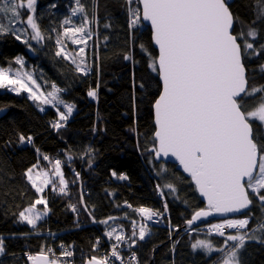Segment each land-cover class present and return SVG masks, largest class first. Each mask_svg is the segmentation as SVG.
Masks as SVG:
<instances>
[{
  "label": "trees",
  "instance_id": "trees-1",
  "mask_svg": "<svg viewBox=\"0 0 264 264\" xmlns=\"http://www.w3.org/2000/svg\"><path fill=\"white\" fill-rule=\"evenodd\" d=\"M81 3L90 19L94 12L99 17V24L93 30H98L97 38L92 36L85 49L91 69L88 75L76 71L70 60L55 55L59 47L55 43L57 32L51 29L62 31L65 18H71L73 23L82 22L80 14L72 15L75 0H37L36 15L41 18L42 31L51 38L41 43L30 41L33 52L11 33L0 35L1 66L17 68L15 58H25L27 68L45 89H50L53 83L67 89L61 96L76 107L65 126L57 130L51 126L57 119L52 106L40 111L39 104L29 99V95L0 90V111L6 109L0 116V231L24 230L25 224L19 220L18 213L41 196L24 173L38 162L39 155H47L52 161L61 159L70 191V195L60 194L58 179L53 180L56 190L50 184L44 193L48 216L35 229L16 236L12 244L6 246L5 254L0 256V264H25L23 255L26 252L40 251L42 247L46 250L60 242H66L77 255H102L111 241L104 235L108 226L99 221L109 216L117 218L116 223L126 235L131 233L133 220L138 226L146 224L150 230L145 240L138 241L132 249L137 252L140 264H213L219 253L208 256L202 250L194 251L191 244L197 239H211L216 246H222L224 237L206 235L207 226L218 221L213 219L192 227L201 231L184 229L176 233L175 229L181 227L194 210L205 205L192 180L175 165L152 160L150 149L156 131L154 103L162 90L158 76L135 100L124 106L116 104V97L144 74L150 67L151 58L158 55L151 29L142 20L138 27L129 29L125 0H81ZM262 7L264 0H232L230 4L234 15L245 23L254 19ZM105 24L110 26L105 28ZM258 43H264V25ZM125 55L130 59H125ZM261 63H264V57L246 62L250 84H264V72L259 68ZM90 90L96 91L97 100L88 96ZM60 109L66 111L64 107ZM92 118L93 125L83 129L82 126ZM19 133L31 135L33 144L19 143ZM37 148L40 154L36 152ZM68 156L72 157L71 161ZM39 163L50 165L42 159ZM75 172L80 173L79 177ZM113 172L118 174L119 180L112 178ZM120 176L127 179H120ZM73 180L77 182L74 184ZM164 183H172L177 189L175 193L165 189L169 216L163 225L148 223L134 209L161 210L163 200L156 186ZM81 186L83 190H80ZM81 192L84 193L83 205L87 206L91 216L81 204ZM125 202L133 208H126ZM73 204L78 208L75 212L70 207ZM246 213L253 217L249 228L264 219V211L255 202ZM93 217L98 223L92 222ZM170 233L172 238L168 237ZM97 238L99 248L93 252ZM176 241L179 243L172 251ZM82 259L77 256V260ZM241 260L242 264H264V243L247 241L241 250Z\"/></svg>",
  "mask_w": 264,
  "mask_h": 264
},
{
  "label": "snow or ice",
  "instance_id": "snow-or-ice-1",
  "mask_svg": "<svg viewBox=\"0 0 264 264\" xmlns=\"http://www.w3.org/2000/svg\"><path fill=\"white\" fill-rule=\"evenodd\" d=\"M75 3L72 15L80 14L82 22L77 26L71 18H65L62 31L51 29L57 32L55 43L59 47L55 55L70 60L76 71L88 75L91 69L85 49L98 20L95 12L89 19L81 0H75ZM36 4L37 0H0V35L11 33L16 40L26 37L23 43L29 48L32 47L30 41L41 43L50 39L51 36L46 37L42 31ZM125 4L129 29L138 27L142 19L150 21L153 40L158 46V55L150 61L152 71L158 72L162 80V91L154 103L157 128L150 149L152 160L176 158L207 200V208L194 210L191 218L186 219L187 229L201 231L192 225L214 213H242L244 217L226 218L208 227L207 236L224 237L222 246L214 245L211 239H197L191 248L202 250L208 256L219 253L213 264H242L241 250L247 241L264 243V219L249 228L253 217L244 212L250 211L254 202L264 211V84H250L246 66L249 60L264 57V43H258L264 25V7L257 11L254 19L245 23L234 15L231 0H125ZM109 26L104 25L105 28ZM65 38L82 46L74 52L69 51ZM124 58L130 59V56ZM15 63L20 68L0 67V89L18 94L25 92L29 99L40 105L52 106L57 119L51 126L57 130L64 127L74 110V105L61 96L67 89L53 83L51 91L46 92L31 73L22 71L23 57L17 56ZM259 68L264 72V63ZM96 95L95 90L88 92L90 97ZM61 105L66 111L60 110ZM40 111L44 108L40 107ZM18 137L21 144H33L31 135L19 133ZM36 152L40 154V149ZM40 159L52 165L51 174L40 165ZM67 159L71 161L72 157ZM74 174L80 175L79 172ZM112 174L116 175L115 172ZM24 175L37 193L42 194L50 184L55 191L52 179L55 177L60 185L59 193L70 195L69 182L64 178L59 159L52 161L47 155H39L38 162L27 168ZM120 179L127 177L120 176ZM156 187L161 197H164L165 189L169 193L177 191L172 183L157 184ZM83 195L81 192L82 205ZM37 205H43L44 210H38ZM70 207L73 212L77 210L75 205ZM83 207L88 211L86 205ZM167 207L165 201V212ZM134 211L147 221L163 215L148 207ZM88 214L91 216L90 211ZM46 215L47 200L41 195L20 211L18 218L35 229L37 221ZM116 219L109 216L99 221L109 227L104 235L111 243L104 255L86 257L85 264H116L117 261L119 264H140L137 252L132 249L150 234L146 224L138 226L137 221H131V233L126 235L124 229L115 224ZM109 221L113 223L109 224ZM93 222H97L94 217ZM226 229L235 232H226ZM5 239L0 235V255L6 252ZM177 243L179 241L173 243L172 251ZM99 244L97 238L93 252ZM122 248L129 249L127 259L122 255ZM26 255L31 264H75L68 259L73 257V251L64 245H61L60 256H56L51 248L46 252L43 247L37 254Z\"/></svg>",
  "mask_w": 264,
  "mask_h": 264
},
{
  "label": "rangeland",
  "instance_id": "rangeland-1",
  "mask_svg": "<svg viewBox=\"0 0 264 264\" xmlns=\"http://www.w3.org/2000/svg\"><path fill=\"white\" fill-rule=\"evenodd\" d=\"M232 1V0H231ZM74 17V16H73ZM90 19V18H89ZM75 25H79L76 21H75V23H74ZM17 27H20V25H16ZM31 30L29 29V32H30ZM94 38H96V29H95V31L93 32V35H92ZM22 41H23V38H22ZM34 42H36V41H34ZM64 42L67 44V49L69 50V51H75V50H77L79 47H81L82 45H76V44H73V43H71V41L70 40H68V39H64ZM30 49V51H34L33 49V47H31V48H29ZM92 49V48H91ZM24 59V67H23V69H22V71H27V72H29V73H31L32 75H33V78L34 79H36L37 80V82L38 83H40L39 81H38V79L35 77V75H34V73H33V71L31 70V69H28L27 68V66H26V59L25 58H23ZM77 62H79V57H77ZM0 67H3V66H1L0 65ZM18 68H20V65H18V67L17 68H14V70L15 69H18ZM157 76H158V72H153L152 71V68L151 67H149V69L144 73V74H142L139 78H136L135 80H134V82L123 92V93H121L118 97H116V104L117 105H119V106H124L126 103H128V102H130V101H132L139 93H140V91L144 88V87H146L147 85H149L155 78H157ZM141 85H143V87H141ZM41 88L44 90V91H51V88L50 89H45V86L43 85V84H41ZM0 90H3V89H0ZM6 90H9V89H6ZM10 91V90H9ZM16 93V92H15ZM21 93H24V94H27V95H29L28 93H25V92H21ZM36 102V101H35ZM36 103H38L39 104V102H36ZM74 105V104H73ZM39 106L40 107H43V108H46V107H48V106H50V105H40L39 104ZM61 107H63V105H61L60 106V108ZM75 109H76V107H75V105H74V110H73V112L75 111ZM61 110V109H60ZM62 111V110H61ZM73 114V113H72ZM93 122H94V118H92V119H90L89 121H87V123H85L83 126H82V128L83 129H85V128H87V127H89V126H91L92 124H93ZM40 165H41V163H40ZM45 170H48L49 172H50V174H51V168H52V165L50 164L49 166H46V165H44V164H42L41 165ZM61 167H62V171H63V173H64V178L66 179V175H65V169H64V167H63V163L61 162ZM52 179L53 180H55V179H58V178H55V177H52ZM67 180V179H66ZM47 188V187H46ZM46 188H45V190H44V192L41 194L40 193V195H42L43 197H44V193H45V191H46ZM45 198V197H44ZM46 199V198H45ZM37 207V209L38 210H44V206L43 205H37L36 206ZM48 212H49V208H48V204H47V215L46 216H44V217H42L39 221H37V225H38V223L40 222V221H42L44 218H46L47 216H48ZM113 223V221H109V224H112ZM24 224H25V227H24V230L22 231V232H12V231H9V230H7V229H3V230H1L0 231V235H2V236H4L6 239H5V244H6V246L7 245H10V244H12V242H13V240H14V238L16 237V236H20V235H22L23 233H28V232H30L33 228H32V226L31 225H29V224H27L26 222H24ZM115 224L116 225H118L117 223H116V221H115ZM108 230H110L109 229V227H108V229L106 230V231H108ZM149 230V229H148ZM229 230H231V229H228L227 231H229ZM149 233H150V230H149ZM232 233H234V232H232ZM147 236V235H146ZM215 245V244H214ZM1 256V255H0Z\"/></svg>",
  "mask_w": 264,
  "mask_h": 264
},
{
  "label": "bare ground",
  "instance_id": "bare-ground-1",
  "mask_svg": "<svg viewBox=\"0 0 264 264\" xmlns=\"http://www.w3.org/2000/svg\"><path fill=\"white\" fill-rule=\"evenodd\" d=\"M97 20H98V24H99V17H98V15H97ZM143 21V20H142ZM144 23V22H143ZM97 35H98V30L96 29V38H97ZM154 46V45H153ZM157 50V49H156ZM157 54H158V50H157ZM99 71H100V67H99ZM158 78H159V74H158ZM38 81L40 82V80L38 79ZM41 84H43L42 82H40ZM127 89V88H126ZM125 89V90H126ZM124 90V91H125ZM123 91V92H124ZM12 92V91H11ZM123 92H121V93H123ZM15 93V92H14ZM120 93V94H121ZM119 94V95H120ZM137 97V96H136ZM136 97L133 99V100H135L136 99ZM94 99H98V95H96V97H93ZM132 100V101H133ZM35 102V101H34ZM6 111V109H2L1 111H0V116L2 115V114H4V112ZM1 118V117H0ZM53 122H55V121H53ZM93 125V124H92ZM91 125V126H92ZM156 127V126H155ZM56 160V159H55ZM59 160H61V159H59ZM165 163V162H164ZM167 164H171V163H167ZM174 165V164H173ZM176 166V165H175ZM177 169V168H176ZM179 171V170H178ZM114 180L116 179V180H119V176H118V174H116V175H113V177H112ZM80 181H81V179H80ZM84 188H83V186H81L80 187V190H83ZM159 195V194H158ZM160 196V195H159ZM84 197V196H83ZM160 198L163 200V208L161 209V210H157V211H159L160 213H163V215L162 216H157V217H159L160 218V220H159V222H154V221H147V220H145L146 222H148V223H151V224H155V225H163V224H165V221H166V218L169 216V209H168V207H167V212H165V209H164V202H165V197H161L160 196ZM83 200H84V198H83ZM85 201V200H84ZM83 204H84V202H83ZM129 203L128 202H125L124 203V206L126 207V208H128V209H132L133 207H131V208H129V207H127V205H128ZM73 205H75V204H73ZM205 205V204H204ZM76 206V205H75ZM205 207V206H204ZM148 208H151V207H148ZM76 209H78L77 207H76ZM151 209H153V210H155L154 208H151ZM242 216H240V217H230V218H241ZM191 218V217H190ZM189 218V219H190ZM211 220H213V219H211ZM218 222H216V223H221V222H223V220H220V219H216ZM95 221H97V222H93V218H92V222L94 223V224H96V223H98V220L96 219ZM210 221V220H209ZM207 222V221H206ZM185 224V223H184ZM183 224V225H184ZM213 224H215V223H213ZM182 225V226H183ZM199 225V224H198ZM181 226V227H182ZM195 226H197V225H195ZM210 226V225H209ZM209 226H207V229H208V227ZM180 228V227H179ZM178 228V229H179ZM187 229V228H186ZM228 229H226V232H235V230H229V231H227ZM214 235H216V234H214ZM169 238H172V233H171V235L169 234V236H168ZM61 245H64V246H66V247H69L72 251H73V249L66 243V242H60V243H58L57 245H54V246H52V245H50L45 251L47 252V250L49 249V248H51V249H53L54 250V252H55V254H56V256H60V253H61ZM108 251V248L107 249H105L104 251H103V254L102 255H104L106 252ZM122 251H129V249L128 248H122ZM40 251H30V252H26L23 256H24V259H25V264H31V261H29L28 259H27V255L26 254H37V253H39ZM73 253H74V251H73ZM91 255H96V254H91ZM91 255H82V254H75L74 253V255H73V257H71V258H68V259H71V260H73L74 262H75V264H85V258L86 257H89V256H91ZM102 255H98V256H102ZM77 256H81L83 259L82 260H77Z\"/></svg>",
  "mask_w": 264,
  "mask_h": 264
},
{
  "label": "water",
  "instance_id": "water-1",
  "mask_svg": "<svg viewBox=\"0 0 264 264\" xmlns=\"http://www.w3.org/2000/svg\"><path fill=\"white\" fill-rule=\"evenodd\" d=\"M142 20H143V19H142ZM143 22H144V24H145L146 26H148V27L151 29V31H152V40H153V29H152L151 22H150V21H147V20H143ZM153 45H154V47L158 50V46L155 45L154 40H153ZM159 80H160L161 83H162V80H161L160 76H159ZM161 91H162V90H161ZM1 113H2V112H1ZM1 113H0V114H1ZM154 123H155V120H154ZM155 126H156V124H155ZM156 128H157V126H156ZM156 162H165V163H171V164H174V165H176L177 170H179V171L182 172L185 176H187L188 178H190V179L192 180L190 174L187 173V172H185V171L183 170L182 165L179 164V161L176 160V158H174V157H172V156H169V157H162L161 160L156 161ZM192 182H193V184L195 185V183H194L193 180H192ZM195 187H196V186H195ZM196 189H197V188H196ZM197 192H198V194H199V196H200V199H201L202 202L205 204V207H204V208H207V200H206V198L203 197V196L199 193L198 189H197ZM251 207H252V206H251ZM250 209H251V208H250ZM247 211H249V210H244L245 213H246ZM242 215H243L242 213H229V214H223V215H221V214H215V213H214L212 216H209V217H207V218H204L202 221H197L195 224L192 225V227L195 226V225L201 224V223H203V222L209 221V220H211V219H220V220H223V219L230 218V217H240V216H242ZM186 228H187V226H186V223H185L182 227L179 228L178 231H176V233H178V232H180V231H182V230H184V229H186Z\"/></svg>",
  "mask_w": 264,
  "mask_h": 264
},
{
  "label": "built area",
  "instance_id": "built-area-1",
  "mask_svg": "<svg viewBox=\"0 0 264 264\" xmlns=\"http://www.w3.org/2000/svg\"><path fill=\"white\" fill-rule=\"evenodd\" d=\"M159 220H160V218L156 216L153 218L152 221L159 222ZM109 246H108V249H109ZM122 255L125 257V259H127V256L129 255V251H122ZM116 264H119V261H117Z\"/></svg>",
  "mask_w": 264,
  "mask_h": 264
}]
</instances>
